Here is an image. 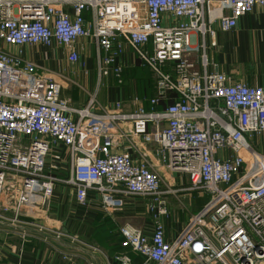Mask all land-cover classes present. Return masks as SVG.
I'll use <instances>...</instances> for the list:
<instances>
[{"label":"built area","instance_id":"obj_1","mask_svg":"<svg viewBox=\"0 0 264 264\" xmlns=\"http://www.w3.org/2000/svg\"><path fill=\"white\" fill-rule=\"evenodd\" d=\"M258 5L264 0H0V220L50 208L58 185L80 206L92 190L109 205L142 197L154 212L152 234L127 225L119 234L146 261L264 264V155L248 140L264 132V87L231 81L209 52L219 29ZM86 37L99 84H125L128 48L150 68L148 108L134 96L128 111L120 101L103 105L93 93L75 107L22 47L64 46L70 62L82 63ZM165 171L209 196L172 242L161 216L169 213L164 196L178 189H163Z\"/></svg>","mask_w":264,"mask_h":264},{"label":"crops","instance_id":"obj_2","mask_svg":"<svg viewBox=\"0 0 264 264\" xmlns=\"http://www.w3.org/2000/svg\"><path fill=\"white\" fill-rule=\"evenodd\" d=\"M217 12V9H212L211 15L215 16ZM81 41L82 63L70 62L68 49L64 46L26 44L22 47L27 58L36 62L42 70H50V76L62 84L63 97L75 107H86L90 93L96 94L103 105L112 107L118 101L123 102L127 111L134 108L128 101L133 96L140 97L143 105L149 107L147 98L156 94V79L150 68L148 70L154 76V82L132 71V83L126 80L128 90L113 78H103L99 84L95 44L88 37ZM8 47L14 51L18 49L14 45ZM210 55L231 81L264 87V9L258 5L239 17L233 29H219L218 45L211 49ZM125 58V71L132 69L136 63L143 66L129 48ZM104 86L107 92L101 97ZM248 140L258 153L264 155V132L254 134ZM140 144L142 150L151 149L150 145ZM130 151L136 156V152ZM167 174L166 171L163 173ZM174 177L173 185L187 186L177 187L178 192L172 193H179L177 199L183 202L178 211H172L173 207L166 198L169 194L164 196L169 213L162 215L161 221L166 239L170 242L184 229L189 216L205 205L197 206L195 202L196 197L204 199L205 194L184 189L191 184L188 176L177 177L179 182ZM181 193L187 194V203L181 198ZM51 200L48 209H23L19 221L0 220V264H121L117 259L121 255L130 256L132 264H156L125 246L119 234V229L126 225L142 230L146 235L152 234L154 212L148 207L149 199L122 197L121 204L109 205L106 202L110 200L108 196L92 190L87 204L80 206L70 187L58 185ZM11 215L12 212L9 217Z\"/></svg>","mask_w":264,"mask_h":264},{"label":"rangeland","instance_id":"obj_3","mask_svg":"<svg viewBox=\"0 0 264 264\" xmlns=\"http://www.w3.org/2000/svg\"><path fill=\"white\" fill-rule=\"evenodd\" d=\"M213 48L214 47H210L209 52ZM136 64H137L136 66L131 67L132 69H129V70L127 69L125 71V74H124L125 84L124 85L127 88V90L129 88L126 86V80L128 81V79H129L131 81V83H132V81H133L132 71L137 72V75H140L143 78H146L147 80L154 82V76L151 74V72L148 70V68L141 69L139 67L138 63H136ZM93 80H94V78H93ZM106 92H107L106 87L105 86L102 87V90H101V93H100L101 97L104 96L106 94ZM130 93L132 94V91L131 90H130ZM10 176H12V174H10ZM173 177H174V175L173 174H169V173L167 175H164V180L165 181H164V184H163V189H167V188H177V187L179 188V187L187 186L186 184H184L183 186H181V185H173L172 184V180H173L172 178ZM177 177H180V176L176 174L174 178H176V181L179 182L180 178H177ZM178 194L179 193L166 195L167 200L170 201L171 206L173 207V210H172L173 212L178 211L179 210V206H182L183 205V202L181 203L180 200L177 199V196L176 195H178ZM186 195H187L186 193L185 194L184 193H181L180 194L181 198L184 200L185 203L188 202ZM206 195L208 196V194H206ZM183 196H184V198H183ZM195 197L196 196L194 195V198ZM205 198H206V196H205ZM205 198L203 199V198H197L196 197L195 198V202H197L196 205L197 206H202L204 204V202L206 201V199H207V198L206 199Z\"/></svg>","mask_w":264,"mask_h":264},{"label":"trees","instance_id":"obj_4","mask_svg":"<svg viewBox=\"0 0 264 264\" xmlns=\"http://www.w3.org/2000/svg\"><path fill=\"white\" fill-rule=\"evenodd\" d=\"M139 67H140L141 69L146 68V66H139ZM147 68H148V67H147ZM148 69H149V68H148ZM149 70H150V69H149ZM205 196H206L207 199L205 198L206 201L204 202V204H206V203L208 202V196H207V195H205Z\"/></svg>","mask_w":264,"mask_h":264}]
</instances>
